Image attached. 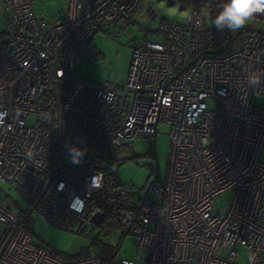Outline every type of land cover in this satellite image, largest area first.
<instances>
[{
    "label": "built area",
    "instance_id": "built-area-1",
    "mask_svg": "<svg viewBox=\"0 0 264 264\" xmlns=\"http://www.w3.org/2000/svg\"><path fill=\"white\" fill-rule=\"evenodd\" d=\"M171 1L186 17L161 18V39L133 49L119 84L82 80L71 68L98 57L95 35L131 21L143 0H66L55 22L38 0H2L0 264H238L237 246L250 250L247 264H264V108L251 104L264 95V15L227 49L232 33L207 26L203 11L219 12L225 0ZM146 11L158 14L151 1ZM252 72L261 77L255 88ZM163 125L166 179L135 200L114 169V148L154 139ZM71 145L85 150L82 164L67 158ZM3 184L26 206L8 200ZM226 191L228 205L217 212L214 199ZM99 211L132 230L135 259L64 258L25 224L36 214L81 232Z\"/></svg>",
    "mask_w": 264,
    "mask_h": 264
},
{
    "label": "rangeland",
    "instance_id": "rangeland-1",
    "mask_svg": "<svg viewBox=\"0 0 264 264\" xmlns=\"http://www.w3.org/2000/svg\"><path fill=\"white\" fill-rule=\"evenodd\" d=\"M154 3L156 16H150L146 11L148 2ZM220 1V0H214ZM67 7L66 0H38L36 9L45 16L48 21L55 22L64 14ZM207 26H214L212 21L218 12L209 7H204ZM187 9L179 2L171 0H143L141 7L134 13L132 20L124 25L110 26L97 33L93 39V47L98 52V57L83 56L71 68V72L77 78L93 83H100L105 79L114 78L115 82L124 84L127 80L132 51L145 41H159L161 38L156 29L161 18L184 20ZM262 22L254 18L249 24L237 32L232 33V40L227 49L246 38L249 30L261 25ZM4 29L3 5L0 0V33ZM245 31V32H244ZM242 32V33H241ZM238 33V34H237ZM251 104L258 108H264V95L254 94ZM207 106L213 108L212 101ZM29 119V123L33 122ZM114 169L123 187L133 193V199L137 200L140 194H144L151 183L164 182L166 179L170 138L167 125L157 128L154 139H136L131 142H123L114 148ZM264 159V155H262ZM1 189L6 198L19 207H25L26 203L16 192H10L8 185H2ZM231 192L226 191L214 199V209L221 212L228 205ZM154 198V196H152ZM33 220L30 233L35 242H43L61 257L77 259L84 255L100 253V244L115 249L111 259H135V236L131 229L122 227L118 219L108 213H104L102 220L96 223L90 219L82 226L81 232H71L55 228L46 220L36 214L30 217ZM236 261L238 264H247L251 252L244 246H237Z\"/></svg>",
    "mask_w": 264,
    "mask_h": 264
},
{
    "label": "clouds",
    "instance_id": "clouds-1",
    "mask_svg": "<svg viewBox=\"0 0 264 264\" xmlns=\"http://www.w3.org/2000/svg\"><path fill=\"white\" fill-rule=\"evenodd\" d=\"M257 15H264V0H225L221 10L214 17V27L223 32H237L249 24ZM249 86L255 88L261 83L259 74L252 72L247 76ZM85 150L71 145L67 147V158L72 164L83 163Z\"/></svg>",
    "mask_w": 264,
    "mask_h": 264
},
{
    "label": "trees",
    "instance_id": "trees-1",
    "mask_svg": "<svg viewBox=\"0 0 264 264\" xmlns=\"http://www.w3.org/2000/svg\"><path fill=\"white\" fill-rule=\"evenodd\" d=\"M240 42L238 41V43H240ZM25 224H26L27 230L30 232V230L32 228L33 220H31L30 218L26 219ZM114 251H115V249H112V248H110V247H108L106 245L100 244V253H99V255L102 256L104 259H111L113 257V255H114ZM86 256H88V254L84 255L82 257H86ZM82 257H79V258H82Z\"/></svg>",
    "mask_w": 264,
    "mask_h": 264
},
{
    "label": "water",
    "instance_id": "water-1",
    "mask_svg": "<svg viewBox=\"0 0 264 264\" xmlns=\"http://www.w3.org/2000/svg\"><path fill=\"white\" fill-rule=\"evenodd\" d=\"M148 14L150 15V13H148ZM101 218H102V212H100V211L95 212L92 216V220L96 223L100 222Z\"/></svg>",
    "mask_w": 264,
    "mask_h": 264
},
{
    "label": "crops",
    "instance_id": "crops-1",
    "mask_svg": "<svg viewBox=\"0 0 264 264\" xmlns=\"http://www.w3.org/2000/svg\"><path fill=\"white\" fill-rule=\"evenodd\" d=\"M2 1V0H1ZM2 5H3V3H2ZM3 14H4V8H3ZM63 16V15H62Z\"/></svg>",
    "mask_w": 264,
    "mask_h": 264
}]
</instances>
